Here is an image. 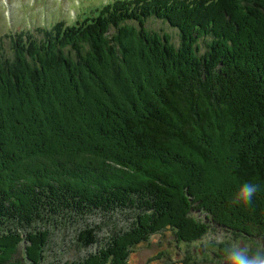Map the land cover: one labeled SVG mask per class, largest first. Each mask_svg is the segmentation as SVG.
<instances>
[{"label":"trees","instance_id":"trees-1","mask_svg":"<svg viewBox=\"0 0 264 264\" xmlns=\"http://www.w3.org/2000/svg\"><path fill=\"white\" fill-rule=\"evenodd\" d=\"M218 1L215 10L205 0L104 8V20L58 25L41 42L18 34L14 57L0 40V264H17L24 242L31 264L45 260L49 232L34 223L104 212L134 215L135 227L113 230L81 261L127 264L131 247L185 232L183 216L210 208L194 206L195 192L230 209L241 176L260 185L264 223V0ZM153 16L179 38L150 28ZM45 210L43 220L32 214ZM194 225L199 233L178 241L198 240ZM99 228L81 229L82 248L99 244Z\"/></svg>","mask_w":264,"mask_h":264},{"label":"rangeland","instance_id":"rangeland-1","mask_svg":"<svg viewBox=\"0 0 264 264\" xmlns=\"http://www.w3.org/2000/svg\"><path fill=\"white\" fill-rule=\"evenodd\" d=\"M5 1L6 0H0V16L3 20L4 15H7L6 6H4L3 4V2ZM19 1L20 0H13L14 8H17L15 7V5H17ZM23 1L25 2V4H28V1L31 0ZM205 1L208 2L207 6H210V8L214 10L216 7L215 2L219 3L218 0ZM47 3L52 5L53 3H55V0H47ZM97 3L98 5L104 4L105 0H64V2L62 3L59 0V3L55 4V6L53 7L41 3H39L38 7H36L34 3L29 7H23L21 5V10L24 11V18L21 19L20 22H16L15 20H13L12 22L8 23L7 27L10 29L13 25L18 26L21 24L29 26V29L38 26V24L44 27H48L54 23L62 21L59 17H56L54 15L55 12L60 13L66 9L75 11L76 17L75 13H70V11L62 12L60 17L66 18L64 21L67 24L72 25L75 24L78 20L81 21L84 18V13L91 6H94ZM231 11L232 10L224 12L223 17H220L219 24H223L225 21L230 20L231 16L229 15L228 17V14H231ZM52 12H54V14H52ZM239 14L242 15L240 10ZM16 15L21 17V14L19 13H17ZM74 17L75 20H73ZM67 19L73 21H68ZM207 21L208 20L203 19V22L205 24ZM231 21L233 20L231 19ZM3 24L4 22L1 25ZM149 27L155 31H158L159 28L163 29L164 32L171 33L174 38H179V32L171 28L168 23H164L163 25L162 23H160V21H150ZM134 28L137 30V27ZM260 28H262V26H260ZM246 29H250V27ZM17 30L21 29L19 28ZM3 33H7V30H3ZM251 33H253V31H251ZM6 44H9V41H6ZM88 49L89 46L86 50ZM8 50L9 53L8 51H6V49L5 52H7L10 57H14L13 49L11 48L12 51H10V48ZM18 56L19 58H21L23 55L18 54ZM135 63H137V61H135ZM101 119L102 118L100 117V120ZM58 134L59 136H61L60 133ZM50 139L51 137H49V140ZM55 140L56 139L54 138V141ZM129 144V142L126 143L127 147H129ZM220 167L223 166L219 165V168ZM187 177L188 176H186V178ZM240 180L242 183H244L243 176H241ZM195 193L196 200L194 206L197 207L207 205L210 208H199L192 212L191 215H185L183 216V218L186 225L188 222L194 220V226L197 229L200 230V227H202V231H204L200 234L201 237L196 241H178L177 235H182V233H184L186 237L192 239L193 234L199 232H197L196 230L192 231V229L194 228L188 231L186 225L185 232H177L175 231V228L164 229L161 232L150 235L145 242L139 243L134 248L131 247L129 249V255L127 256L129 257L127 264H221V261L224 258V249L232 243H239L241 246L247 247L250 251H255L256 249H264V223H259L262 221L259 220L261 219L259 218L261 217V215L259 210L257 209L258 203H263V201L261 200L262 196L260 192H257L259 196L256 195L254 197L256 199L253 198V202L250 205L233 206L230 204L232 206L230 209L224 208L223 206H221V204H217L214 198L210 196L204 199V197L200 195V193ZM49 211L50 210H45L43 214L32 212V214L33 216H37L36 218L38 220H43V217H45ZM61 215L55 217V221L57 222L58 226L57 228L51 226L42 227L40 226L41 221L39 224H33V226L39 227L40 231L44 233H46L47 231L49 232L48 238L50 241L46 245L45 252L41 253L42 257L45 258V260H43L41 264H64V262L66 261L71 264H84L81 260H84V258L89 254L97 253L100 248L108 242L110 233H112L113 230L134 229V222L136 220L133 218L134 215H130L127 212H119L117 214H106V212H104L100 214V216L97 214L96 216L93 215L88 216L87 218L84 217L83 221L77 219L76 215L64 216L62 213ZM146 215L151 216V213L148 212ZM31 220L33 221L32 218ZM14 225L16 226L18 225V223L15 221H7L4 225V229L15 227ZM94 225H98L100 227V232L98 234L100 238L99 244L90 248H82V246H80V243L77 241L81 229H85L86 227H93ZM23 233H26V230H23ZM24 244L27 245V243L25 242L17 245V252L12 255L11 262H16L17 264H31L27 260ZM32 248L33 246L30 247V249ZM34 252L38 255L37 249H34ZM6 256L8 257L9 255ZM31 256L32 254L30 253L29 257ZM94 256L95 255H93V257ZM100 260H103L102 255H100ZM37 262L36 264L40 263ZM107 264H115V261L113 262L110 260Z\"/></svg>","mask_w":264,"mask_h":264},{"label":"clouds","instance_id":"clouds-1","mask_svg":"<svg viewBox=\"0 0 264 264\" xmlns=\"http://www.w3.org/2000/svg\"><path fill=\"white\" fill-rule=\"evenodd\" d=\"M259 190V184L245 182L233 194L230 204L233 206L250 205ZM221 264H264V249L250 251L239 243H232L224 249Z\"/></svg>","mask_w":264,"mask_h":264},{"label":"bare ground","instance_id":"bare-ground-1","mask_svg":"<svg viewBox=\"0 0 264 264\" xmlns=\"http://www.w3.org/2000/svg\"><path fill=\"white\" fill-rule=\"evenodd\" d=\"M257 35H258V34H257ZM141 77H142V76H141ZM122 81H123V80H122ZM125 83H126V82H125ZM117 89H118V88H117ZM136 89H137V87H136ZM132 90H134V88H132ZM110 91H111V90H110ZM117 91H118V90H117ZM121 91H122V88H121ZM130 91H131V90H130ZM85 92H86V91H85ZM111 92H112V91H111ZM115 93H118V92H115ZM120 93H122V92H120ZM124 94H125V93H124ZM126 94H127V93H126ZM80 95H81V94H80ZM118 95H119V94H118ZM72 96H73V95H72ZM81 96H82V95H81ZM90 96H91V95H90ZM96 96H97V95H96ZM96 96H95V97H96ZM112 96H113V95H112ZM84 97H85V96H84ZM123 97H124V96H123ZM123 97H122V98H123ZM125 97H126V96H125ZM80 98H81V97H80ZM97 98H98V97H97ZM120 98H121V97H120ZM136 99H137V98H136ZM101 100H102V99L100 98V101H101ZM123 100H125V99H123ZM62 101H63V100H62ZM83 101H84V99H83ZM97 101H98V100H97ZM125 101H126V100H125ZM128 101H129V100H128ZM94 102H96V101H94ZM94 102H93V103H94ZM136 102H137V101H136ZM77 103H78V102H77ZM77 103H76V104H77ZM98 103H99V102H98ZM100 103H101V102H100ZM78 104H79V103H78ZM78 104H77V105H78ZM84 104H85V103H84ZM84 104H83V105H84ZM79 105H80V104H79ZM83 105H82V106H83ZM85 105H86V104H85ZM129 105H130V104H129ZM143 105H144V104H143ZM86 106L88 107V105H86ZM93 106H94V105H93ZM139 106H140V105H139ZM87 107H86V108H87ZM59 108H60V107H59ZM88 108H89V107H88ZM88 108H87V109H88ZM81 109H82V107H81ZM81 109H80V110H81ZM92 109H93V108H92ZM117 110H118V109H117ZM85 111H86V110H85ZM115 111H116V110H115ZM124 111H125V110H124ZM81 112H82V111H81ZM116 113H117V112H116ZM40 116H41V115H40ZM135 116H136V115H135ZM43 117H44V116H43ZM121 117H122V116H121ZM129 117H130V116H129ZM75 118H76V117H75ZM79 118H81V117H79ZM59 119H60V118H59ZM82 119H83V118H82ZM82 119H80V120H82ZM115 119H116V118H115ZM73 120H74V119H73ZM80 120H79V121H80ZM75 121H76V120H75ZM82 121H83V120H82ZM67 123L69 124L70 122H67ZM72 124H73V123H72ZM72 124H71V125H72ZM108 124H109V123H108ZM62 125H64V124H62ZM69 125H70V124H69ZM69 125H68V126H69ZM71 125H70V126H71ZM77 125H78V123H77ZM113 125H114V124H113ZM51 126H52V123H51ZM107 126H108V125H107ZM65 127H66V126H65ZM86 127H87V126H86ZM86 127H85V128H86ZM117 127H118V126H117ZM83 128H84V127H83ZM85 128H84V129H85ZM93 128H94V127H93ZM85 130H86V129H85ZM91 130H92V129H91ZM120 131H121V130H120ZM53 132H54V130H53ZM82 132H83V131H82ZM88 132H90V130H89ZM106 132H107V131H106ZM110 132H111V131H110ZM115 132H116V131H115ZM93 133H94V132H93ZM53 134H54V133H53ZM55 134H56V132H55ZM74 134H76V133H74ZM51 135H52V134H51ZM84 135H85V134H84ZM96 135H97V134H96ZM96 135H95V136H96ZM44 136H45V135H44ZM82 136H83V135H82ZM112 136H113V135H112ZM49 137H50V136H49ZM55 137H57V136H55ZM58 137H59V136H58ZM91 137H92V136H91ZM44 138H45V137H44ZM83 138H84V137H83ZM85 138H86V137H85ZM48 139H49V138H48ZM61 139H62V137H61ZM46 140H47V139H46ZM58 140H59V139H58ZM91 140H92V139H91ZM102 140H103V139H102ZM41 143H42V142H41ZM90 143H91V142H90ZM73 146H74V145H73ZM76 146H77V145H76ZM88 146H89V145H88ZM74 147H75V146H74ZM72 148H73V147H72ZM78 148H79V147H78ZM124 148H125V147H124ZM119 149H120V148H119ZM124 151H125V150H124ZM130 152H131V151H130ZM261 225H262V224H261ZM180 230H181V229H180ZM180 232H181V231H180Z\"/></svg>","mask_w":264,"mask_h":264}]
</instances>
